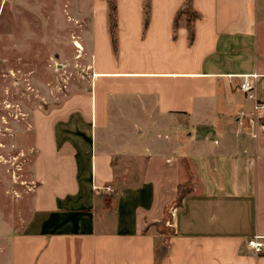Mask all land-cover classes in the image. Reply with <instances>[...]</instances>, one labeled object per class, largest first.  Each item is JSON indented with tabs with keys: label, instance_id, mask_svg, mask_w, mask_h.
<instances>
[{
	"label": "crops",
	"instance_id": "crops-1",
	"mask_svg": "<svg viewBox=\"0 0 264 264\" xmlns=\"http://www.w3.org/2000/svg\"><path fill=\"white\" fill-rule=\"evenodd\" d=\"M114 1L116 46L109 0H77L89 83L30 114L33 217L5 222L9 264H264V129L237 120L243 76L264 99V0H191L192 42L186 0Z\"/></svg>",
	"mask_w": 264,
	"mask_h": 264
},
{
	"label": "rangeland",
	"instance_id": "rangeland-1",
	"mask_svg": "<svg viewBox=\"0 0 264 264\" xmlns=\"http://www.w3.org/2000/svg\"><path fill=\"white\" fill-rule=\"evenodd\" d=\"M75 11L77 0H0V246L7 244L0 264H9L11 253L12 227L5 222L24 231L33 217L30 114L60 103L90 80L89 63L76 46L82 23ZM171 206L163 222L168 230ZM160 227L165 239L171 235Z\"/></svg>",
	"mask_w": 264,
	"mask_h": 264
},
{
	"label": "trees",
	"instance_id": "trees-1",
	"mask_svg": "<svg viewBox=\"0 0 264 264\" xmlns=\"http://www.w3.org/2000/svg\"><path fill=\"white\" fill-rule=\"evenodd\" d=\"M117 7L114 0H109V19H110V33L112 36L113 45L116 46V29H117ZM144 12H145V27L148 26L149 23V3L146 2L144 6ZM185 17L186 25L189 31V40L192 42L194 39V30H193V22L200 16L198 12H196L192 6L191 0H186L183 7L177 12L174 20L173 30L176 33L177 28L180 25V20L182 17ZM189 177L188 179L179 184L178 190H177V199L174 202L172 208H178L182 206L183 198L192 192L193 190V181H194V173L190 170L188 167ZM171 208V209H172ZM170 211V210H169ZM168 221H172L173 216L172 212H170ZM163 222H167V217L163 218L160 222L157 223V227H160V224L163 225ZM160 231L163 233H166L169 231L165 225L160 227ZM175 233L174 229L172 228L170 230V234L173 235ZM170 235V236H171Z\"/></svg>",
	"mask_w": 264,
	"mask_h": 264
},
{
	"label": "built area",
	"instance_id": "built-area-1",
	"mask_svg": "<svg viewBox=\"0 0 264 264\" xmlns=\"http://www.w3.org/2000/svg\"><path fill=\"white\" fill-rule=\"evenodd\" d=\"M255 78H257V74L243 76L239 88L247 99L253 101V105L250 110H241L237 114V120L241 124L243 122L248 124L253 137L257 136L259 130L264 129V99L258 98L255 94ZM106 189L112 191L111 187ZM248 247L256 253L264 252V237L256 236L252 238L248 241Z\"/></svg>",
	"mask_w": 264,
	"mask_h": 264
},
{
	"label": "bare ground",
	"instance_id": "bare-ground-1",
	"mask_svg": "<svg viewBox=\"0 0 264 264\" xmlns=\"http://www.w3.org/2000/svg\"><path fill=\"white\" fill-rule=\"evenodd\" d=\"M76 46H77L78 48H80V50H81V47H82V46H81V43H80V42H77V43H76Z\"/></svg>",
	"mask_w": 264,
	"mask_h": 264
}]
</instances>
